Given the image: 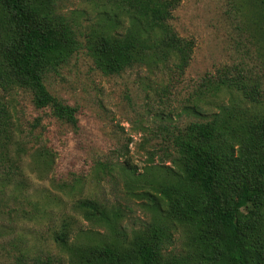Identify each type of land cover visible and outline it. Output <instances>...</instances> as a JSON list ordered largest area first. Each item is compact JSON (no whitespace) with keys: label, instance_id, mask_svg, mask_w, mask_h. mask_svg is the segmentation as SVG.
Segmentation results:
<instances>
[{"label":"trees","instance_id":"16d2710c","mask_svg":"<svg viewBox=\"0 0 264 264\" xmlns=\"http://www.w3.org/2000/svg\"><path fill=\"white\" fill-rule=\"evenodd\" d=\"M92 1L100 19L83 32L54 0H0V91H26L36 108L48 107L75 127L76 108L52 95L46 80L79 51L107 76L169 62L179 72L188 66L193 41L180 36L171 22L179 0ZM251 5L254 30L264 43V0H251ZM248 86L238 77L207 79L206 90L185 107L189 120L181 126L166 117L162 128L168 143L160 148L164 159L154 164V153L149 154L139 174L131 165L122 167L127 184L135 188L132 193L152 211L142 227L121 232L119 208L92 195L76 199V213L111 235L90 230L81 239L80 228L73 237L75 221L67 219L74 216L63 215L52 231L61 252L56 262L264 264V101L255 96L256 85ZM224 89L223 95L235 89L241 96L221 102ZM1 98L0 184L17 177L21 187L29 166L28 140L21 135L14 106ZM49 155L37 149L31 164L44 171ZM65 193L72 195L71 189ZM44 203L64 201L47 197Z\"/></svg>","mask_w":264,"mask_h":264},{"label":"rangeland","instance_id":"374dc122","mask_svg":"<svg viewBox=\"0 0 264 264\" xmlns=\"http://www.w3.org/2000/svg\"><path fill=\"white\" fill-rule=\"evenodd\" d=\"M54 1L59 11L77 19L83 32L100 19L92 0ZM253 10L251 0H179L171 22L194 45L183 72L169 62L107 76L79 51L46 80L52 95L76 108L75 127L58 120L48 107L36 108L26 91H0L1 99L14 106L21 135L28 140L29 164L21 187L17 177L0 184V264H58L61 252L52 231L66 214L74 216L67 219L75 221L73 237L80 228L81 239L90 230L111 235L108 228L76 213L72 204L78 198L92 195L119 208L121 232L130 233L151 219L152 211L132 193L135 188L127 184L122 167L131 165L139 174L149 154L154 153V164L164 159L160 148L168 143L162 128L166 117L182 126L191 118L184 112L186 105L206 90L207 79L224 75L238 77L248 88L256 85L255 96L264 101V43L254 30ZM223 94L224 103L241 96L235 89L232 95ZM37 149L50 151L44 171L31 164ZM69 189L71 196L65 193ZM47 197L62 198L64 204L44 203Z\"/></svg>","mask_w":264,"mask_h":264}]
</instances>
